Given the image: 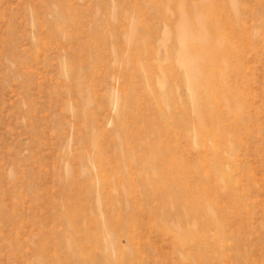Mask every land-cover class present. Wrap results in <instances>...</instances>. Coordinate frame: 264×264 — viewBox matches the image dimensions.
<instances>
[{
    "label": "rangeland",
    "instance_id": "rangeland-1",
    "mask_svg": "<svg viewBox=\"0 0 264 264\" xmlns=\"http://www.w3.org/2000/svg\"><path fill=\"white\" fill-rule=\"evenodd\" d=\"M0 264H264V0H0Z\"/></svg>",
    "mask_w": 264,
    "mask_h": 264
},
{
    "label": "bare ground",
    "instance_id": "bare-ground-1",
    "mask_svg": "<svg viewBox=\"0 0 264 264\" xmlns=\"http://www.w3.org/2000/svg\"><path fill=\"white\" fill-rule=\"evenodd\" d=\"M182 29H184V27H182L181 30ZM201 40L203 41L204 40V37H201V38L197 39L196 42H195V44L201 45ZM183 57L186 58L184 54H183ZM184 58H181L180 61L178 62L179 63V66L182 67V68H184L185 71L187 70L186 71V73H187L186 75H188L192 79H194V84L195 85L197 83H200L201 85H204V84H208V83H211L212 82V77L211 76H204V75H202V73L200 75L197 74V67H196V64L195 63L192 64V67L191 68H189L190 65L188 66V63L186 62V60ZM202 96H203L202 98H206L208 102H205L204 101V103H200L201 104V107L204 106V108H205L210 103L212 105V103H213L212 98H215V96L210 91L203 90ZM201 120H202V118H198V120H197V123H198L197 125L199 126V128H201L200 127L201 126Z\"/></svg>",
    "mask_w": 264,
    "mask_h": 264
}]
</instances>
